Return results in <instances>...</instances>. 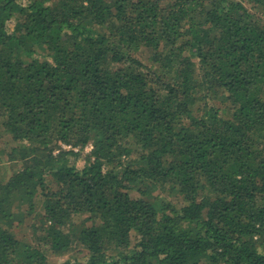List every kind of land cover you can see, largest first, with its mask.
<instances>
[{
  "label": "trees",
  "instance_id": "1",
  "mask_svg": "<svg viewBox=\"0 0 264 264\" xmlns=\"http://www.w3.org/2000/svg\"><path fill=\"white\" fill-rule=\"evenodd\" d=\"M0 165V264H264V0H0Z\"/></svg>",
  "mask_w": 264,
  "mask_h": 264
},
{
  "label": "rangeland",
  "instance_id": "2",
  "mask_svg": "<svg viewBox=\"0 0 264 264\" xmlns=\"http://www.w3.org/2000/svg\"><path fill=\"white\" fill-rule=\"evenodd\" d=\"M1 165H2V164H1ZM1 165H0V166H1ZM8 165H9V164H8ZM0 170H3V169L1 168ZM7 171H8V173H10V170H7ZM7 171H6V174H8Z\"/></svg>",
  "mask_w": 264,
  "mask_h": 264
},
{
  "label": "built area",
  "instance_id": "3",
  "mask_svg": "<svg viewBox=\"0 0 264 264\" xmlns=\"http://www.w3.org/2000/svg\"><path fill=\"white\" fill-rule=\"evenodd\" d=\"M90 147L89 146H87L86 148H85V150H88Z\"/></svg>",
  "mask_w": 264,
  "mask_h": 264
}]
</instances>
